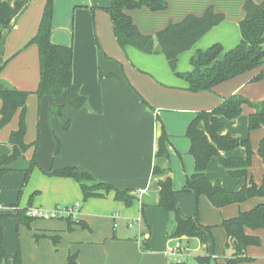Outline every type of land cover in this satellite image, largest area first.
<instances>
[{"label":"crops","instance_id":"obj_1","mask_svg":"<svg viewBox=\"0 0 264 264\" xmlns=\"http://www.w3.org/2000/svg\"><path fill=\"white\" fill-rule=\"evenodd\" d=\"M245 1L168 0L165 11L152 13L141 9L129 15L143 35H155L188 15L200 17L208 7L224 16L222 23L178 56L176 71L185 74L192 70L189 60L197 51L215 44L222 47L223 53L236 47ZM251 1L259 4L263 0ZM0 2L12 4L11 0ZM45 2L30 0L0 41V68L5 63L0 82L29 93L23 141L26 145L36 143L22 158L6 166L8 171L0 181V227L7 264H13L12 258L18 251L21 264H66L68 256H74L76 264H198L195 259L203 256L224 264L231 252L225 250L222 221L235 218L264 200L251 198L215 208L205 196L181 192L194 172L185 132L197 113L212 110L232 95L250 102L264 101V78L252 81L264 65L215 86L211 92L191 93L187 83L170 71L164 55H147L130 46L124 50L118 46L105 12L110 0H53L50 42L72 48V82L86 98V106L79 110L71 108L66 93L39 100L34 94L39 79L38 51L34 45L25 46L37 32ZM51 105L63 106L60 116L49 115ZM250 113L252 109L243 106L236 119L220 118V135L249 140L252 157L248 179H232L220 165V159L244 158L245 150L239 147L220 152L210 160L206 177L213 186L234 192L249 179L261 185L264 164L257 151L264 128L248 131ZM18 119L19 111L0 129V158L12 153L9 137L16 131ZM162 130L168 136L167 157L156 156ZM32 160L36 167L25 181V171ZM68 167L129 191L134 197L132 204L127 207L116 201L113 192L82 202L76 182L47 174ZM155 167L164 174L154 176ZM166 178L171 180L182 214L193 217L197 213L199 223L212 228V238L205 246L195 238L167 237L169 217L156 206L158 182ZM72 205L79 206L73 218L83 221L88 230L74 227L67 232L65 221L57 218H38L28 230L17 225L13 216L20 209H38L46 214L58 206ZM244 232L258 237L261 244L246 248L251 262L243 264H264V230ZM34 234L58 235L60 241L54 248L47 238L35 241ZM176 243L180 246L177 251Z\"/></svg>","mask_w":264,"mask_h":264},{"label":"trees","instance_id":"obj_2","mask_svg":"<svg viewBox=\"0 0 264 264\" xmlns=\"http://www.w3.org/2000/svg\"><path fill=\"white\" fill-rule=\"evenodd\" d=\"M0 2V41L2 34L10 27L12 21L27 7L30 0H11ZM53 0H46L40 23L36 34L27 43L25 48L34 45L38 51V85L34 94L39 100L42 98H58L63 93L68 96L67 105L79 110L86 106V98L79 94L77 86L72 82L71 47L55 45L50 42L51 18ZM168 0H110L105 12L110 18L113 35L121 49L130 46L137 51L147 54L164 55L170 71L174 76L187 83V90L191 93L211 92L212 89L239 75L260 68L264 65V0L255 4L246 0L243 4V19L239 22L240 41L235 48L223 53L219 44H215L205 51H197L189 60L192 70L181 74L176 71L178 56L190 50L194 44L212 28L223 22L224 16L214 12L213 7H208L200 17L188 15L179 23H169L163 30L155 35H143L133 23L129 12L146 9L152 13L165 11ZM223 56L220 58V56ZM5 63L0 68H4ZM264 78V70L261 71L253 82ZM29 93L9 88L0 82V129L6 126L19 111L18 126L9 137V143L13 150L11 155L0 158V181L8 171L6 166L22 158L25 152L36 143L26 145L23 141L26 132L25 115L26 99ZM252 109L248 116V131L264 128V101L250 102L247 99L232 95L210 111H202L196 114L189 123L185 136L189 140V153L194 159V172L186 179L181 189L183 193H191L195 196H205L215 208H221L232 204H240L251 198L264 200V179L257 186L252 179L243 184L238 191L229 192L220 187L213 186L206 177V169L213 157H218L220 152H228L239 147L244 148V158L220 159V165L226 174L237 181L248 179L252 150L248 138L243 140L233 139L230 136L220 135L223 123L220 118L232 121L240 116L242 107ZM63 106L51 105L49 115L60 116ZM203 128L200 129L199 125ZM67 128V126H65ZM168 136L162 130L158 138V150L156 156L167 157L166 144ZM258 156L264 164V135L259 142ZM36 167L34 160L25 171V181L32 169ZM48 175L70 178L79 186L82 193V202L90 198H104L106 194L113 192L114 199L129 207L134 199L127 190H120L111 185L96 181L89 173L79 172L75 167L62 168L47 173ZM152 174L162 176L164 172L154 168ZM156 206L163 209L170 220V228L167 237L172 240L181 238H195L201 245H206L212 238L211 227L199 223L197 213L193 217L182 214L176 201V192L172 188L171 180L166 178L158 182ZM144 205H142V210ZM78 211V210H77ZM28 209L16 210L14 218L17 225H22L30 230V225L36 217L27 214ZM66 223L67 232L78 227L88 230V226L81 220L72 216L58 217ZM220 227L226 233L225 250L231 254L224 260V264H243L251 262L246 256V248L258 247L261 240L256 236H248L244 230H264V202L253 209L239 213L232 219L223 220ZM35 241L40 238L49 239L54 248L60 241L58 235L38 236L33 235ZM8 256L2 248V229L0 227V264H7ZM198 264H219L212 261L210 256L197 257ZM13 264H21L19 251L12 258ZM66 264H76L74 256H68Z\"/></svg>","mask_w":264,"mask_h":264},{"label":"built area","instance_id":"obj_3","mask_svg":"<svg viewBox=\"0 0 264 264\" xmlns=\"http://www.w3.org/2000/svg\"><path fill=\"white\" fill-rule=\"evenodd\" d=\"M79 206L78 205H72V206H62V207H56L53 211L50 213H42L38 209H28L27 214L39 219L42 218H58V217H68V216H75L77 213ZM180 248L179 244L176 243L174 246V250L177 251Z\"/></svg>","mask_w":264,"mask_h":264}]
</instances>
